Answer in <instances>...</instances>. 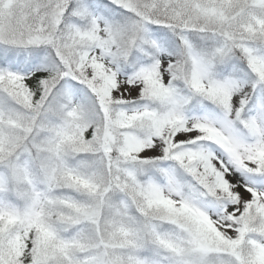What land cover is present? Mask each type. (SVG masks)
<instances>
[{"label":"snow or ice","instance_id":"snow-or-ice-1","mask_svg":"<svg viewBox=\"0 0 264 264\" xmlns=\"http://www.w3.org/2000/svg\"><path fill=\"white\" fill-rule=\"evenodd\" d=\"M0 264H264V0H0Z\"/></svg>","mask_w":264,"mask_h":264}]
</instances>
